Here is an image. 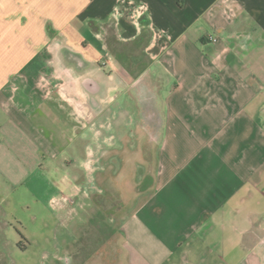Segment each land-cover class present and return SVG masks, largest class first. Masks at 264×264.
Returning <instances> with one entry per match:
<instances>
[{
    "label": "crops",
    "instance_id": "1",
    "mask_svg": "<svg viewBox=\"0 0 264 264\" xmlns=\"http://www.w3.org/2000/svg\"><path fill=\"white\" fill-rule=\"evenodd\" d=\"M97 169L134 264H264V0H0V233Z\"/></svg>",
    "mask_w": 264,
    "mask_h": 264
},
{
    "label": "rangeland",
    "instance_id": "2",
    "mask_svg": "<svg viewBox=\"0 0 264 264\" xmlns=\"http://www.w3.org/2000/svg\"><path fill=\"white\" fill-rule=\"evenodd\" d=\"M125 109L127 113H134L131 101L125 106ZM91 150H93L91 154L75 155L76 157H73L75 162L78 163L79 158H84L87 164L94 166L106 160L107 155L101 154L100 150L95 147V142L92 143ZM100 173V169L95 170L94 174L92 172L96 178L94 182L97 183L100 190L97 189V191L94 187L95 190L89 194L91 196L89 200L83 202L80 207L77 204V213L69 220L66 216L58 218L53 215V211L56 209L52 210L53 208L49 206L41 209L44 217L42 221L39 218L34 220L32 216L35 212L33 210L20 212V223L9 217V226H6L0 233V264H57L53 257L56 254L64 253L66 249L72 253L75 252L77 246L74 243L76 242H84V246L78 250L76 255L68 254L76 264H86L87 259H90L89 264H134V255L128 246L132 244L131 240L126 237L119 218L111 217V207L117 199L114 203H109V211L105 207L106 196L101 193L103 186L99 183ZM81 188L79 191L82 190ZM112 192L116 194L113 189ZM56 228L58 233H62L56 234ZM16 239L21 243H13L9 246L8 240ZM25 239H28L27 241L30 243L26 244ZM33 240L34 242L31 243ZM58 242L61 247L56 245ZM62 246L64 247L62 248Z\"/></svg>",
    "mask_w": 264,
    "mask_h": 264
},
{
    "label": "flooded vegetation",
    "instance_id": "3",
    "mask_svg": "<svg viewBox=\"0 0 264 264\" xmlns=\"http://www.w3.org/2000/svg\"><path fill=\"white\" fill-rule=\"evenodd\" d=\"M68 261V260H67Z\"/></svg>",
    "mask_w": 264,
    "mask_h": 264
}]
</instances>
